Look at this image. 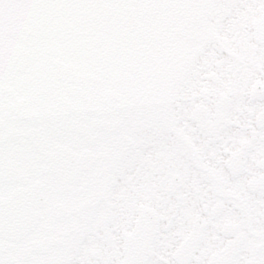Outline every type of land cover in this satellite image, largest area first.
Returning a JSON list of instances; mask_svg holds the SVG:
<instances>
[{"label":"snow or ice","instance_id":"snow-or-ice-1","mask_svg":"<svg viewBox=\"0 0 264 264\" xmlns=\"http://www.w3.org/2000/svg\"><path fill=\"white\" fill-rule=\"evenodd\" d=\"M0 264H264V0H0Z\"/></svg>","mask_w":264,"mask_h":264}]
</instances>
